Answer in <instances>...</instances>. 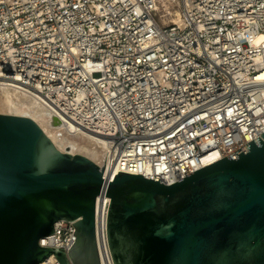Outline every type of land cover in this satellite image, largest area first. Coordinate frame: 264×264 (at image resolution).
Returning a JSON list of instances; mask_svg holds the SVG:
<instances>
[{
  "label": "built area",
  "instance_id": "built-area-1",
  "mask_svg": "<svg viewBox=\"0 0 264 264\" xmlns=\"http://www.w3.org/2000/svg\"><path fill=\"white\" fill-rule=\"evenodd\" d=\"M0 85L108 150L104 179L172 184L264 132V0H0ZM109 204L98 194L100 264H114ZM75 221L39 244L68 255Z\"/></svg>",
  "mask_w": 264,
  "mask_h": 264
},
{
  "label": "water",
  "instance_id": "water-1",
  "mask_svg": "<svg viewBox=\"0 0 264 264\" xmlns=\"http://www.w3.org/2000/svg\"><path fill=\"white\" fill-rule=\"evenodd\" d=\"M106 150L49 113H0V264H100L98 194L110 197L114 264H264V132L172 184L119 171L103 178ZM58 219L75 239L41 246Z\"/></svg>",
  "mask_w": 264,
  "mask_h": 264
},
{
  "label": "bare ground",
  "instance_id": "bare-ground-1",
  "mask_svg": "<svg viewBox=\"0 0 264 264\" xmlns=\"http://www.w3.org/2000/svg\"><path fill=\"white\" fill-rule=\"evenodd\" d=\"M177 22L179 21L177 20ZM0 113L26 115L29 117L35 115L40 117L51 112L49 107L35 95L30 94L27 91L19 90L13 86L0 85ZM66 131L73 134L70 130L66 129ZM73 135L87 136L82 134ZM90 138L94 140V138ZM220 157L221 154L214 150L210 153H206L202 158V162L206 165L219 159Z\"/></svg>",
  "mask_w": 264,
  "mask_h": 264
}]
</instances>
